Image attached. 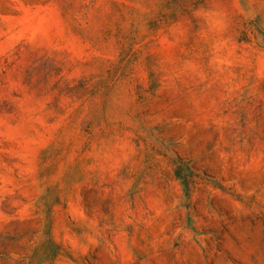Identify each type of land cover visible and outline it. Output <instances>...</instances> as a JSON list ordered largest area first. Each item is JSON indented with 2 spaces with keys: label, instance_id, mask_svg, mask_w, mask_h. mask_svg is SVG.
Wrapping results in <instances>:
<instances>
[{
  "label": "rangeland",
  "instance_id": "obj_1",
  "mask_svg": "<svg viewBox=\"0 0 264 264\" xmlns=\"http://www.w3.org/2000/svg\"><path fill=\"white\" fill-rule=\"evenodd\" d=\"M0 264H264V0H0Z\"/></svg>",
  "mask_w": 264,
  "mask_h": 264
}]
</instances>
